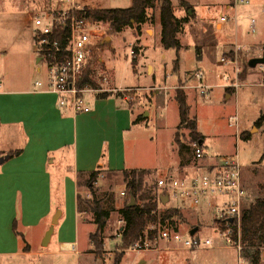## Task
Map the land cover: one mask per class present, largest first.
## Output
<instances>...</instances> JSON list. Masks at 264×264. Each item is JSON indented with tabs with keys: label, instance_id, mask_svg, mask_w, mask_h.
<instances>
[{
	"label": "rangeland",
	"instance_id": "obj_1",
	"mask_svg": "<svg viewBox=\"0 0 264 264\" xmlns=\"http://www.w3.org/2000/svg\"><path fill=\"white\" fill-rule=\"evenodd\" d=\"M27 1L0 0V51L12 53L32 49L35 27L32 17L35 11L43 10L50 4L57 6L55 0H35L38 8L34 11L19 9L18 2L25 4ZM83 1L84 4L91 6L75 4L91 10L99 9L93 7L94 4L122 9L131 6V0ZM170 1L178 18L188 17L195 8V17L189 24L184 25L180 34L182 48L179 56L177 57V51L174 49L162 48L154 23L149 25L147 33L142 35L141 32L140 37L134 36L129 29L113 35L108 25L101 24L99 29L103 32L104 38L98 49H93L89 59L95 71L94 94L115 95L124 99L142 121L146 120L142 127L133 132V136L129 135L130 138L126 142L129 164L137 161L141 167L154 169L169 166H176L174 167L176 169L180 168L179 165L191 169L199 166L192 150L179 152L174 140L175 134L178 133L182 143L187 146L192 141L188 130L185 128L177 130L180 120L175 95L176 90L182 88L187 96L190 118L196 121L198 132L204 137L208 157L237 156L244 186L248 191L246 207L258 198H264V125L258 127L256 124L264 117V66L248 67L251 59L262 57L264 52V0H250L249 3H241V0H238L236 5L234 0H184L192 7L189 11L180 8L179 0ZM64 5L69 6L70 3ZM227 5H230V9ZM153 13L157 15L158 12L150 11L149 15ZM222 17L226 19L222 23L223 30L220 31V27L216 28L215 23L220 22ZM237 49L239 50L235 58L243 71L239 77L238 89L228 87L224 77L232 76V69L221 65V58L233 57ZM132 53L134 55H131ZM30 56L35 61V54ZM133 59H136V64H133ZM176 60H179V72L174 74L173 65ZM196 73L202 74L206 80L205 84L211 88L207 97L201 96L196 89L198 85ZM33 75L35 78L43 77L36 73ZM118 86L135 89L119 90ZM87 96L89 99L93 95ZM245 133L249 134L251 139H241V135ZM206 163L209 161L201 162L203 166ZM151 171L152 175L147 182L149 187L166 173ZM110 177L114 184L112 189H109ZM118 178L113 174L101 173L97 182L92 184L89 183L87 176L80 177L78 192L82 201L91 198L89 187L95 185V188L113 191L115 208L119 210L127 199L120 195L125 188L122 178ZM178 204L179 201L171 199L165 208H160V211L179 207ZM180 208L179 211L187 223L180 225L178 232L187 236L188 229L197 226L199 227L197 236L201 239H212L214 248L184 251L159 241L157 246L160 252L152 254L156 256V264H248L241 258V251L230 249L226 238L216 233V229L222 232L226 228L215 221L213 209L204 208L196 211ZM67 216L65 228L70 233L75 224V206L71 200L68 203ZM111 216L103 237L105 243H108L109 250H106V245L103 249L93 245L90 236L95 233L96 227L92 223V216L81 212L79 213L81 245L78 249L81 251L80 254L61 251L52 245L47 249L36 248L23 259L0 260V264H114L119 257H122L121 264H131V260L136 257H143L142 254L130 252V249L125 250L121 246L120 228L123 223L119 224L121 218L117 211ZM152 228H154L152 225L148 227ZM161 231L172 229L165 227ZM85 250L91 253V256L85 254ZM167 250L168 252H165Z\"/></svg>",
	"mask_w": 264,
	"mask_h": 264
},
{
	"label": "crops",
	"instance_id": "obj_2",
	"mask_svg": "<svg viewBox=\"0 0 264 264\" xmlns=\"http://www.w3.org/2000/svg\"><path fill=\"white\" fill-rule=\"evenodd\" d=\"M82 1L74 0L83 6H91ZM26 3L18 2L19 9L34 11L38 8L35 0ZM93 7L116 8L97 4ZM227 8L230 9V5ZM154 17L160 43L159 14ZM222 23H215L220 31L223 30ZM149 25H143L138 34L135 29L129 30L140 37L141 32L142 35L148 32ZM31 54H35V61ZM34 73L43 77L35 78ZM44 77L45 68L35 52V44L32 49L18 52L0 51V260L23 259L36 248L47 249L52 245L61 251L81 253L78 250L81 244L77 207L80 174L85 176L99 168L109 174L146 169L165 171V175H185L197 170L180 165L176 169V166L154 169L141 167L137 161L129 164L126 142L146 120L135 124L139 116L124 99L115 95L100 99L94 93L89 94L93 95L88 99L90 113L74 116L58 107L55 95L35 89V82ZM118 89L135 87L118 86ZM69 200L75 206V224L70 233L65 228ZM178 205L173 208L181 210ZM57 211L61 216L45 247L42 242ZM188 231L190 234L191 229ZM105 245L107 248L108 243ZM230 249L235 248L230 246ZM86 250L85 254L91 256ZM156 252L160 251L142 253L143 257H136L131 264H156V256L152 255Z\"/></svg>",
	"mask_w": 264,
	"mask_h": 264
},
{
	"label": "built area",
	"instance_id": "obj_3",
	"mask_svg": "<svg viewBox=\"0 0 264 264\" xmlns=\"http://www.w3.org/2000/svg\"><path fill=\"white\" fill-rule=\"evenodd\" d=\"M57 6L51 4L43 10L35 11L32 17L34 23L35 52L41 57L45 68V77L35 82L34 87L39 92L56 96L57 105L74 116L88 114L91 111L88 96L94 90L90 87H80L84 72L88 66L93 49L104 38L99 29L101 24L88 17L86 10L75 4L74 0H55ZM250 0H241L249 3ZM238 0H234L235 5ZM65 3H70L65 6ZM225 17L221 21H225ZM254 29V26H253ZM233 57L221 58V65L232 69V76L224 77L230 88H239V77L242 69L239 67L237 52ZM131 55H134L133 53ZM198 82L196 89L203 97L211 91L205 84L202 74L196 73ZM231 125H233L231 123ZM194 158L199 163L194 174L168 173L157 181L160 197L168 195L169 200L179 201L181 207L190 210L209 208L214 210L215 221L224 226V231L216 229V233L226 238L231 247L242 251L240 244L232 240L234 228L239 226L240 218L245 208L248 192L242 179V169L237 156L231 158L208 157L204 144H190ZM209 160L205 166L202 161ZM126 197L125 191L120 193ZM232 220V221H231ZM121 221L119 224L121 225ZM239 228V227H237ZM147 229L144 237L135 243L130 252L136 254L160 251L159 241L172 245L184 251L210 250L214 248L212 239H201L194 236H184L180 232L160 231L153 240ZM233 244V245H231ZM264 256V252H263Z\"/></svg>",
	"mask_w": 264,
	"mask_h": 264
},
{
	"label": "trees",
	"instance_id": "obj_4",
	"mask_svg": "<svg viewBox=\"0 0 264 264\" xmlns=\"http://www.w3.org/2000/svg\"><path fill=\"white\" fill-rule=\"evenodd\" d=\"M131 2V6L126 9H87L86 12L88 17L94 22L108 25L111 34L114 35L122 33L126 29H135L138 34L143 25L154 23L155 15L153 13L149 16V12H155L156 10L159 14L161 25V46L165 50H176L178 57L179 51L182 48L179 39L180 34L184 29V25L189 24L194 17L192 7L184 0H179L180 8H184L186 11L192 9V14H188V17L185 18H178L174 13L170 0H131ZM89 64L90 60L85 69L80 87L95 89L96 82L93 79L95 71L92 64ZM133 64H136V59H133ZM178 72L179 60H176L173 65V73L177 74ZM108 96L110 95L102 94L98 95V98L104 99ZM175 99L178 104L180 120L177 130L185 128L190 132L191 143L200 142L204 144V137L198 132L196 121L190 118L187 96L182 88L176 90ZM139 122H141L140 117L134 123L138 124ZM256 124L258 127L264 125V117H261ZM240 138L249 140L251 136L245 133ZM174 140L179 152L191 149V143L188 146L182 143L178 133L175 134ZM101 173H103V169L99 168L85 176H87L89 183L93 184L97 182ZM112 174L116 178H122V184L126 193L125 198L127 201L119 210L115 208V195L113 191L101 190L95 188V185H91L89 187L91 195L89 200L84 202L79 194L77 196L78 212H85L92 216V223L96 227V231L90 236V240L96 248L103 249V246H105V239L103 237L108 222L112 217L111 215L116 211L120 215V221L123 223V226L120 228V236L121 246L125 250L130 249L135 243L140 241L150 225L154 226V229L149 232V237L153 240L163 228L169 227L173 231L178 232L179 226L187 223L179 209L169 208L160 211L162 203L157 190V183L150 187L147 185L148 179L152 175L151 170L133 169ZM82 176L84 174H80V177ZM111 177L108 178L110 181L109 189L114 188ZM131 197L134 198L136 203L134 207H128ZM196 228L199 231V227L197 226L190 227L191 231ZM232 240L241 245V258L248 264H264V198H258L243 209L239 226L234 228ZM121 262L122 257H119L115 260L114 264H121Z\"/></svg>",
	"mask_w": 264,
	"mask_h": 264
},
{
	"label": "water",
	"instance_id": "obj_5",
	"mask_svg": "<svg viewBox=\"0 0 264 264\" xmlns=\"http://www.w3.org/2000/svg\"><path fill=\"white\" fill-rule=\"evenodd\" d=\"M189 14H192V12H190ZM257 66H264V52H263L262 57L253 58V59H251L248 62V67L249 68H256ZM168 201H169V198H168L167 194L161 197L162 205H167ZM135 205H136L135 200H134L133 197H131L130 198V203L128 204V207H134ZM60 216H61V212L60 211H57L55 213V215L53 216L52 222H51V226H50V228L48 229V231L46 232V234L44 236V239H43V242H42L43 246H45V247L48 246V244H49V242L51 240V237H52V235L54 233V229L58 225ZM197 232H198V228L193 229L192 231H190V236H194Z\"/></svg>",
	"mask_w": 264,
	"mask_h": 264
}]
</instances>
